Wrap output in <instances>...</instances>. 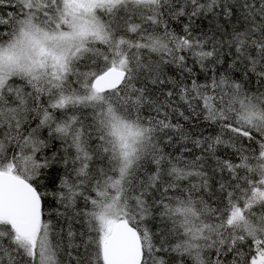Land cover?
<instances>
[{
  "label": "snow or ice",
  "instance_id": "obj_1",
  "mask_svg": "<svg viewBox=\"0 0 264 264\" xmlns=\"http://www.w3.org/2000/svg\"><path fill=\"white\" fill-rule=\"evenodd\" d=\"M0 264H264V0H0Z\"/></svg>",
  "mask_w": 264,
  "mask_h": 264
}]
</instances>
